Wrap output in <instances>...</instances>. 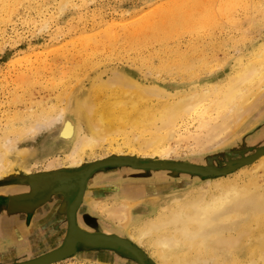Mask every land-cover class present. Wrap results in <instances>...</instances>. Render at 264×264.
Instances as JSON below:
<instances>
[{
	"label": "rangeland",
	"instance_id": "1",
	"mask_svg": "<svg viewBox=\"0 0 264 264\" xmlns=\"http://www.w3.org/2000/svg\"><path fill=\"white\" fill-rule=\"evenodd\" d=\"M261 45L264 0H0V136L6 134V128L21 130L32 123L37 128L34 123L41 127L50 117L62 114L61 120L48 129H36L38 132L28 133L25 139L18 137L17 150L11 152L15 157H9L14 168L0 177V210L11 206L3 200L19 198L20 195H11L13 191L25 188L26 194L36 191L39 185L50 187L60 197L58 204L66 200L69 204L78 196V205L82 198L85 203L83 215L100 222L99 232L94 235L112 241L93 246L78 244L80 251L74 250L51 264H157L145 244L140 247L130 238L139 219L175 196L200 185L205 187L207 182L231 181L245 174L263 183V160L252 165L237 163L264 149V142L247 149L238 146L245 143L240 141L251 140L264 131V103L238 129H228L231 135L225 136V132L211 144L206 142V129L197 121L187 120L179 123L180 136L163 143L160 150L168 147L163 151L165 156L141 157L143 151L137 147L138 142L132 143L128 138L135 134L142 141L150 135H140L141 126H127L124 132L128 135L111 136L92 153L86 151L78 165H69L65 157L73 139H60L58 134L62 117L75 114V110H69L68 102L77 94L86 93L89 98L100 83L116 84L114 79L121 75L140 89L160 96L179 97L190 90H213L212 85L220 90L238 61L250 58ZM104 92L98 90L94 98H103ZM81 121L85 132L84 120ZM210 121L213 125L220 122L218 118ZM7 136L13 139L14 135ZM199 137L204 146L208 145L206 148L197 144L195 139ZM212 159H216L214 163ZM115 160L126 164L103 166L79 178L91 165ZM149 164L180 168L150 169ZM229 167L233 168L231 172L220 174ZM96 177L100 180L94 181ZM71 179L70 187L77 189L78 194L64 197L66 188L59 190L57 184H70ZM79 179L81 183L77 182ZM77 184L80 186L74 187ZM123 187L143 188V197L120 196L117 190ZM119 204L129 207L125 208L123 223L108 214ZM40 211L47 213L27 216L7 211L0 215V264H23L51 253L40 252L53 246V241H58L56 246L61 245L66 210V220L62 219L56 230L55 223H45L52 220L54 204ZM83 215L79 214L78 228L87 233L92 229L81 222ZM58 233L61 238L52 237Z\"/></svg>",
	"mask_w": 264,
	"mask_h": 264
},
{
	"label": "bare ground",
	"instance_id": "2",
	"mask_svg": "<svg viewBox=\"0 0 264 264\" xmlns=\"http://www.w3.org/2000/svg\"><path fill=\"white\" fill-rule=\"evenodd\" d=\"M213 16L215 17L214 14ZM130 81L129 78L121 75V77L114 79V83L118 86L113 84V81L100 83L95 92L93 91L89 95V98L92 97V101L91 98L89 101L86 93H84L75 95L68 102L69 110L71 112L75 110L73 113L77 116L72 113L63 116V125L58 134L60 135L59 138L73 139L72 147L65 157L66 160H69L66 161L69 162V165H78L81 156L86 151L92 153L99 144L111 136L117 133L127 134L124 132V128L127 126L129 128L141 126L139 131L142 132L139 134L149 133L150 136L147 135L149 138H142L144 139L142 141H139L137 138L139 135L136 137L135 134L128 139L132 143L138 142L136 143L138 144L137 147L143 151L141 153L137 149V153L142 155L139 156L156 159L166 155L163 151L168 147L166 146L165 150L161 149L162 151L160 148L163 147L166 140L174 139L173 137L178 135L179 123H183V121H197L200 127L205 128L207 144L217 140L220 135L228 132V129L233 131L238 129L243 125L245 118L253 110L258 109L260 104L264 103V45L259 46L250 58L245 61H238L229 80L224 82L220 90L212 85L210 88L213 90H190L183 92L179 97L176 95L167 96V94L160 96L156 95V92L150 93L149 90L140 89L132 83L133 81ZM69 87L72 88L70 85ZM98 90L105 91L101 99L94 98ZM154 96L156 97L154 98ZM63 111L61 112L63 113ZM61 116L62 114H56L54 119L50 117L51 120L49 118L48 122L41 127L37 126L40 124L34 123L37 128L33 123L21 130L4 127V130L6 128L5 132H7L0 136V177L11 167L14 168V165L11 166L13 163L9 157L12 155V150L16 149L17 141H20L18 137L23 136L22 139H25L28 133L38 132L36 129L39 131L44 128L48 129L54 122L58 123ZM217 118L220 122L218 124L213 122L215 125L211 124L210 120ZM81 120H84L85 132L81 129L79 123L82 122ZM228 120L231 121L229 124H227ZM10 134L15 137L9 138L7 135ZM194 134L196 136L198 133H192V136ZM130 135L132 136V134ZM229 135L231 132L225 136ZM195 140L197 144H201L200 146L205 148L208 146L207 144L203 145L201 137ZM239 140L240 138L236 141L239 142ZM240 142H245L244 145H238L245 149L249 145H260L264 142V131H261L251 140ZM260 151L252 158L262 154V150ZM255 162H262L260 167L264 173V155ZM15 167L17 166L15 165ZM99 180L100 177H96L94 181ZM205 184V187L200 185L183 195L173 197L158 207L151 215L139 219L134 225L135 232L130 235V238L139 246L145 244L150 249L157 264H264V181L261 184L258 183L255 176L243 174V176L238 175L231 181L218 179ZM27 191L28 189L25 188L19 189L13 191L11 195H22ZM117 191H119L120 196L129 198L141 197L144 193L143 188L123 187ZM126 206L119 204L118 207L109 211V216L117 222L123 223L126 219L125 208L128 207ZM74 214L75 209L73 208L70 211L69 233L67 232L66 238L61 244L63 248L59 251H53L54 255L51 259L59 258L71 251L75 244L77 245V240L87 239L89 234L84 233L75 225ZM52 243L56 244L58 241Z\"/></svg>",
	"mask_w": 264,
	"mask_h": 264
},
{
	"label": "flooded vegetation",
	"instance_id": "3",
	"mask_svg": "<svg viewBox=\"0 0 264 264\" xmlns=\"http://www.w3.org/2000/svg\"><path fill=\"white\" fill-rule=\"evenodd\" d=\"M258 152H256V153H258ZM256 153H253L249 157H245V158H242V159H248V158L254 156ZM82 177H83V175L80 174L79 178H82ZM70 181H71L70 184H64V185L63 184H59V183L57 184L58 187H59L57 189H59V190H64V188H66L65 189L66 192L64 191L62 193L64 195V197H71L73 195L72 193H74L76 196L78 194V190L77 189H74V188L70 187L72 185V179ZM77 182L81 183V180L79 179ZM76 186H80V184L79 185L77 184L74 187H76ZM59 198H60L59 196H57V195L55 196L53 194V190L50 189V187H47V188L44 189L43 186L39 185L36 188V191L34 189L33 192L22 194V195L19 196V198H14V201H11L10 199H9L10 201L9 200L7 201L6 199L3 200V202H5V204L7 202L6 205H8V202H10L11 206H7L6 208L1 209L0 210V215L2 213H4V212H7V211H11V212L17 211L19 213V215L25 214L27 216L41 214V213H43V212L40 211L41 209L47 208V206L50 205V204H54V213L52 211V216H50L52 218V220H51L52 222L51 221H47V223L46 222L45 223L48 224V225H51L52 223H55V226L53 227V229L56 230L58 227H60L61 220L65 219L64 212L66 210L67 220L65 219L66 220V225H65V229L63 231V233H64L63 237L64 238H63V240H61V241H64V239L66 238L67 232H68V228H69V218H68L69 206L75 200L76 197L69 204H67L68 203L67 200L65 201L66 204H65L64 201L63 202L61 201V203L58 204V202H57L58 200L57 199H59ZM82 200H83V198L81 199L80 204L77 205L76 208H75V214H74V217H75L74 220L75 221L74 222H75V225L77 227H78L79 222H80L78 220L79 214H82V215L84 214L85 203L82 202ZM83 203H84V206H82ZM13 209H15V210H13ZM54 217H57L58 219L60 218V220H58L57 218L54 219ZM80 220H81L82 223L86 224L87 226H89L93 230V231L92 230L91 231L88 230L87 233H89V234H94V233L97 234L99 232L97 230L100 227V222L92 219L88 215L81 216ZM46 224H44V225H46ZM85 231H87V230H85ZM52 237H54L55 239L61 238L60 233H58L57 236H52ZM61 241L59 243H61ZM78 246L79 245H75L74 246L75 247L74 250L76 252L80 251ZM58 247H61V245L59 244V245L56 246V244H54L53 246H50V248L47 251H44L45 248H43L42 252H40V253L46 254V252L48 253L50 251H54ZM80 253H82V252H80ZM87 254H89V253H87Z\"/></svg>",
	"mask_w": 264,
	"mask_h": 264
},
{
	"label": "water",
	"instance_id": "4",
	"mask_svg": "<svg viewBox=\"0 0 264 264\" xmlns=\"http://www.w3.org/2000/svg\"><path fill=\"white\" fill-rule=\"evenodd\" d=\"M261 152V151H260ZM259 153V152H258ZM264 155V151L262 150V154L258 155L257 157H250L248 159H245L243 161H239L237 163V165H242V164H251L253 163L254 161H256L258 158H260L261 156ZM114 164H126L124 161H119V160H115V161H103V162H99V163H95L93 165H91L83 174V176H88L93 170L95 169H98L100 167H103V166H108V165H114ZM131 166H134L133 164H131ZM147 168H150V169H171V168H180V167H175V166H171V165H166V164H149L147 165ZM181 169H185L184 167H181ZM230 170H233V168H230L228 170H226L225 172H221L220 174H223V173H227L228 171ZM78 202H79V197L77 196L75 198V200L70 204L69 206V211H68V218H69V227L71 225V215H70V211L71 209H75L76 206L78 205ZM68 233H69V230H68ZM67 241V240H66ZM112 240H110L109 238L107 237H103V236H100V235H94V234H89L87 235V239L85 240H77V245L78 244H84V245H89V246H93V245H97V244H101V243H109L111 242ZM67 243V242H66ZM65 243V244H66ZM76 245V244H75ZM63 247H60L58 248L57 250H54L55 251H59L61 250ZM74 249L75 247L67 252L66 254H64L63 256H60L59 258H56V259H51V257H53L54 255V252L52 251L51 253H48L46 255H43L35 260H32V261H29V262H26V263H23V264H51V263H54V262H57L59 260H62L63 258L69 256L70 254H72L74 252ZM44 260H49V261H44ZM43 261V262H42Z\"/></svg>",
	"mask_w": 264,
	"mask_h": 264
},
{
	"label": "crops",
	"instance_id": "5",
	"mask_svg": "<svg viewBox=\"0 0 264 264\" xmlns=\"http://www.w3.org/2000/svg\"><path fill=\"white\" fill-rule=\"evenodd\" d=\"M46 212V211H45ZM45 212H43V213H45ZM47 213V212H46ZM47 223V222H46ZM50 223V222H49ZM45 224V223H44Z\"/></svg>",
	"mask_w": 264,
	"mask_h": 264
}]
</instances>
